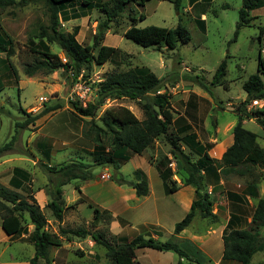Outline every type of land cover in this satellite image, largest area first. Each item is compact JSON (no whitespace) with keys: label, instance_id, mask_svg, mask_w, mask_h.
<instances>
[{"label":"rangeland","instance_id":"374dc122","mask_svg":"<svg viewBox=\"0 0 264 264\" xmlns=\"http://www.w3.org/2000/svg\"><path fill=\"white\" fill-rule=\"evenodd\" d=\"M188 1L181 0L178 11L174 9L172 0H150L142 7L128 3L123 14L114 22L109 23L108 30L100 42L101 45L117 48L120 54L111 62L100 66L91 64L88 68H83L76 77L68 69H59L49 75L36 73L32 77H27L24 74V67L31 65L37 59V55L32 53L29 48V41L36 42L39 28L47 25V16L41 2L25 6L16 5L1 12L0 36L11 40L14 54L6 59L5 55L0 53V147L14 137L12 151L0 157V184L9 187L8 181L12 176V170L21 168L30 177V182L25 184V192L33 197L37 188L45 186L50 188L53 184L52 176L44 169L45 166L57 168L62 164L75 161L92 164L90 155L92 145L84 138L82 139L81 136L83 121L89 119L76 117L72 108V103H78L74 100V84L78 80L93 82L92 93L88 96V102H94L97 99L98 84L107 75L131 67H147L157 78L162 80L163 88L160 92L166 91L170 94L173 118L180 114L185 103L197 101L196 103H199L198 108L191 109V111L196 114V119L201 120L203 124H208L206 125L207 129H211L208 130L209 133H203L195 121V129L205 139L199 140V142L205 145L208 151L213 145L219 144L221 141L219 134L224 139L225 133L215 131V124L217 122L219 125L237 122L236 108L245 99V93L241 87L242 83L248 76L256 73L259 50L261 51V58L264 59L262 39L261 41L258 40L259 27L264 24V9H257L250 13L253 20L248 26L239 30L234 41V31L242 0H211L210 2L200 0L194 5ZM202 13L203 18L200 16ZM139 15H143L144 19L137 21V28L157 26L174 29L180 24L188 31L189 42L179 45L175 50H168L163 43L144 48L125 39L123 33L130 25L128 18H138ZM198 18L204 21V31L200 30L196 22ZM104 19L102 13L97 9L87 10L76 4V6L66 10V18L59 17V24L63 32H71L77 26V41L90 46L92 36L97 32V25ZM49 49L58 56L62 63L68 62L65 53L56 45H49ZM223 60L227 64L226 74L223 78L224 83L228 86L227 89L222 86L212 87L210 85L214 72ZM184 76L202 79L205 89L190 83ZM262 80L264 83V77ZM202 95L205 98L201 97ZM40 98L44 99L42 104L39 102ZM55 104L62 107L55 112L57 114L50 117L49 115L45 116L37 121L34 127L15 132L14 123L24 119L23 113L36 114L43 106L50 107ZM141 104L142 101L127 99L107 100L96 112L95 119L108 108L123 106L129 109L139 120H142ZM260 108L264 109V103L259 102L256 106L250 103L246 106V111H260ZM250 120L245 124V129L256 134L259 137L257 142L263 146L264 139L260 137L262 131L253 119ZM178 124L179 121L175 123L174 127H171L170 131H174ZM157 142L158 146L154 143L146 151L152 156L150 159L153 158V155L156 156L157 151L156 160L158 158L160 160L165 157L164 154L169 153L170 148L163 137H160ZM208 144L210 148L207 146ZM155 146H157V151L154 149ZM185 152L189 151L185 148ZM191 158L195 160L197 156L191 154ZM171 163L173 164V167L170 168H173L171 172L176 179H179L180 171L177 169L176 161L171 159L169 164ZM134 164L135 162L125 163L117 172L110 168L109 181H113V177L119 179L120 176L130 179ZM102 167L105 166L95 165L91 167L92 181L101 180ZM218 176L221 177L222 184H219ZM206 180V192L210 198L214 203L221 201L224 205L217 206L215 223L201 219L198 214H195L185 236L189 237L192 235L191 233H195L203 241L210 243L208 247L213 253H220L222 241L216 235L209 233L208 229L212 228L217 231L221 226L219 218L223 219L225 212L236 214L239 210L244 213L240 221L238 217L229 213L227 225L236 229L249 227L250 224L247 219L251 215L255 199L247 195L248 188L253 186L257 191L258 198H264V167L246 166L235 170L224 169L220 170L219 174L216 172V174L208 175ZM73 188L74 182L71 181L62 190L65 191V195L71 197L72 192L76 194ZM26 194L23 193L24 197L27 196ZM78 204L79 201L71 203L66 209L62 218L65 224L62 227L52 218L50 211L43 208L42 213L47 219L48 230L57 233L59 228L71 230L82 228L88 232H99L103 234L104 239L111 241L107 230L110 220L109 214L105 212L99 221H92L90 217L93 214L92 210L87 206L78 207ZM173 217L178 218L179 216ZM181 217L179 221L184 216ZM26 224L29 228L28 222ZM222 224H224V220ZM227 225H225L223 232ZM259 231L264 235V227L260 228ZM0 232H2L1 229ZM128 233L126 238L124 237V241L130 239L135 232L129 230ZM16 239L18 238L12 240L16 241ZM61 240L62 248L53 247L49 250L48 259L53 261L51 264H109L102 247L96 245L88 248L89 236L78 238L66 234L61 237ZM181 242L184 243V241ZM190 246L196 250L195 247L198 244L195 246L190 244ZM179 248L183 250L181 246ZM76 252H82L83 256H78ZM144 252L147 251L144 249L137 252L139 262L148 263L152 262L153 259L155 261V257ZM33 253V246L28 243L4 244L0 240V263L10 262L12 258L19 256L32 257ZM165 253L158 252L157 254L163 255ZM169 254L174 256V264H177L179 257L173 252ZM165 256L163 259L166 264H170L171 261L167 260ZM203 258L205 259L204 264H212L206 257ZM23 260H21L22 263ZM186 261L182 264H197ZM262 262H264V256L259 252L252 256L250 263L259 264ZM37 264H45V262L39 260Z\"/></svg>","mask_w":264,"mask_h":264},{"label":"trees","instance_id":"16d2710c","mask_svg":"<svg viewBox=\"0 0 264 264\" xmlns=\"http://www.w3.org/2000/svg\"><path fill=\"white\" fill-rule=\"evenodd\" d=\"M150 0H0V13L7 8L16 5H28L41 2L47 16V25L40 27L37 41H29V48L37 55V59L24 67V74L32 77L36 73L49 75L59 69H68L74 77L78 76L83 68L91 64L103 65L113 61L120 51L117 48L101 45L109 23L117 20L124 12L128 3L142 7ZM200 0H189L192 5ZM210 2L211 0H205ZM181 0H172L176 11L180 8ZM92 10L97 9L104 16V21L97 25V32L92 36L90 46L79 43L76 39L78 27L71 32H63L60 28L59 17L66 18V10L76 6ZM264 9V0H242V6L238 11V22L234 31V41L242 27L248 26L253 18L250 13L257 9ZM204 13V12H203ZM203 13L200 15L202 16ZM143 15L138 18L129 17V27L123 33V37L133 43L147 48L161 43L168 50H175L179 45L187 44L190 36L186 28L178 25L174 29L157 26L137 28V21H142ZM66 20V19H65ZM68 20V19H67ZM200 30L204 31V21L196 20ZM264 24L259 27L258 40L264 48ZM56 45L68 58V62L62 63L58 56L52 53L49 45ZM96 50V53L94 51ZM260 50L257 60L256 73L248 76L242 83L245 93L244 101L237 106V122L232 128V144L225 150L219 160L209 157L205 145L197 141L193 133L184 136L170 131L173 126V108L171 96L163 88L162 80L157 78L147 67H131L124 71L111 73L98 84L97 99L88 102L84 106L72 103L76 117L88 118L83 121L81 136L92 144V164L80 161L62 164L57 168L45 166L44 169L51 174L53 182L49 188V201L45 205L52 218L61 222L67 209L63 199L62 188L72 180H89L90 169L93 166H105L117 172L120 165L128 160V153L140 155L150 149L153 144L163 137L169 146V154L176 161L179 169V179L183 185H190L195 189L197 198L192 202L190 210L184 218L175 224L174 234L183 231L193 218L198 214L200 218L216 222L212 213L213 200L206 192L207 176L217 170L239 169L246 166L264 167V149L257 143V136L246 130L242 122L253 119L259 125L264 135V112H247L246 106L255 100H264V59L261 58ZM0 53L9 59L14 50L10 39L0 36ZM226 61L223 60L214 72L210 85L222 86L227 89L223 78L226 74ZM190 83L205 89L203 82L197 77L184 76ZM127 99L142 101L140 105L143 119L139 120L129 109L123 106L108 108L96 118V112L107 100ZM62 107L55 104L43 108L36 114L23 113L24 119L14 123L15 132L34 127L36 122L45 116H50ZM97 120V122H96ZM14 137V136H13ZM13 137L0 147V157L13 149ZM182 144L189 152L182 149ZM210 148V145H207ZM191 154L197 156L192 159ZM168 161L164 158L155 164V168L163 182L167 195L176 191V182L172 179L173 174L168 168ZM113 181L119 185L132 187L138 197L145 196L148 192L146 181L129 182L120 176L113 177ZM30 182L29 174L21 168H14L8 182L9 187L0 184V228L10 237L26 235V242L33 246L34 256L29 264H37L43 260L45 264L53 261L48 259L49 250L61 246V237L70 236L85 238L89 236L92 242L105 250V258L109 264H137L135 261L136 249H152L159 252H173L179 259L189 262L193 260L184 250L171 242H160L149 237L137 236L129 241L115 243L113 240L104 239L99 232H88L82 228L71 230L59 228L57 233L48 230L47 219L33 197L26 194L25 184ZM248 196L255 199V205L251 214L250 225L246 229H236L229 225L221 236L222 255L219 264H251V258L256 253L264 256V235L260 228L264 227V198H258L257 191L249 186ZM24 194L27 196L24 197ZM92 209L93 218H101L105 211L89 205ZM32 226L28 232L27 223ZM80 257L82 252H76ZM178 264H181L178 262ZM264 264V262L259 263Z\"/></svg>","mask_w":264,"mask_h":264},{"label":"crops","instance_id":"0c3cea01","mask_svg":"<svg viewBox=\"0 0 264 264\" xmlns=\"http://www.w3.org/2000/svg\"><path fill=\"white\" fill-rule=\"evenodd\" d=\"M201 97L204 96L202 95ZM196 102H192V103L187 102L184 104V107L180 112V114H177V116L173 118V127L175 123L179 121L178 126L174 128V132L177 135L184 136L185 134L193 133L196 136L197 141L199 140L202 141L205 139L201 137L199 135V132L195 129L196 128L195 121H197V126H199L200 131H203V133H206L208 132V130L211 129L209 128L207 129L206 125L208 124L206 123L203 124L201 120L196 119L195 118L196 114L191 111V109L198 108L199 103ZM260 102L264 103V100H260ZM262 108H260L261 109L260 111L264 112V109ZM55 114L57 113H54L52 115ZM250 121L251 120H244L242 122L243 127L245 128V124ZM235 124L236 123L234 122H227L222 125H219V123L217 122L215 124V131H217L218 133H220V131L224 132L225 138L222 139V136L219 134L220 137L219 139L221 140L220 143L217 145H213L210 148V150L207 151L210 158L219 160L222 154L225 152V150L232 144L231 133H232V128L234 127ZM260 137L264 139L263 131ZM257 138L259 137L257 136ZM155 143L158 146V142L156 141ZM157 146H155L154 148L155 151H157ZM259 146L264 149V145L261 146L259 144ZM185 148L186 150H188L187 147H185L182 144V149H184V151ZM147 150H145L140 155L128 153L127 155L128 160L122 163L118 170L120 171V169L125 163L135 162L134 170L131 173V178L130 179L123 178V179L129 182L146 181L148 192L145 196L138 197L135 194V191L132 187L128 185H119L111 180L92 181L91 178L89 180H84V181L72 180V182H74L73 190L76 191V194L72 192L71 197H68L67 195H65V191L62 190L63 199H65L64 200L65 207L68 208L71 203H77L79 201L78 207L87 206L89 208V205H91L95 208H98L101 212L103 211L107 212L110 217L107 226L108 236L109 238H111V241L113 240L115 243L123 242L125 240L124 237L126 238V235L129 234L128 233L129 230H131L135 233H133V235H131L132 237L131 238L129 237L130 239H127L126 241H129L137 236H142L146 238L149 237L160 242H171L176 244L178 247L181 246L183 250L193 260L198 262V264L205 263V259L203 257H206V259L209 260L212 264H219L221 261L222 249L220 253H213V251L208 247L210 243L203 241L195 233H191L192 235H190L189 237L185 236V233L188 231V228L192 224L193 220L191 221L189 226H187L179 234H174L175 224L179 222L180 220L179 218H182L181 216H185L188 213L192 202L197 198V193L195 192V189L192 186L183 185L181 181L179 179H176L175 175H173L172 179L176 182L177 189L172 194L167 195L164 190L163 182L155 168V164L159 161V158L158 160H156L158 151L156 156L153 155V158L150 159V157L152 156L146 152ZM164 156L165 157H162L161 159L165 158L167 161H169L167 166L170 169L171 167H173L172 163L169 164L172 157L170 156L169 153L164 154ZM102 168H103L102 173H104L105 171L108 172L111 171L110 168L108 167H102ZM216 172L217 174H219L220 170H217ZM218 179L220 180L219 184H222L223 181L220 176H218ZM33 198L35 199L41 210L45 208V205L49 201V187L45 186L43 188H37L35 190V194L33 195ZM219 205L223 206L224 204L221 201L219 203H214L212 210V213L214 215L217 213L218 210L217 206ZM229 213L233 214L232 212H225L224 213L225 216H223V219L219 218V221L221 222V226L219 227V229H217V231L212 228H209L208 232L216 235L221 239L225 225H227V223L229 222L228 220L230 216ZM243 214L244 213L239 210L238 212H236V214L234 213L233 215L238 217L240 221ZM250 214H252V212ZM176 215L179 217L174 218L173 216ZM90 217L92 218V221L97 222L100 220V217L94 219L93 214ZM250 219H251V215L247 219L248 223H250ZM221 220L222 221L224 220V224H222ZM56 223L62 227L65 224V221H61L60 223L56 221ZM31 227H32L31 225L29 228L27 227L28 232L32 231ZM3 233H4L3 231L0 232V238H1L0 240L4 242V244L14 243V242H19L22 244L27 243L25 240L26 235L10 237L7 236L5 233L3 235ZM15 238L18 239H16V241L12 240ZM166 238H170V239H166ZM181 241H184V243H182ZM62 244L63 243L61 242L60 248H62ZM190 244H192L193 246L198 244V246L195 247L196 250L193 249L190 246ZM87 245L88 248H92L96 246L94 243H92L91 238L90 240H88ZM139 250H144V249L135 250V261L137 264H166V261L163 259L164 255H166L165 258L167 260L171 261L170 264H174L175 262L174 256H172V254H169L171 252H166L165 254L160 255L157 254L159 251L157 252L152 249H145L147 252L144 253H148L151 257H155V261L153 259L152 262L141 263L137 259V252ZM87 253L91 254L92 251L91 253L90 252ZM87 253H85V255H87ZM32 257L19 256L14 259L12 258L10 262L8 261L7 263H0V264H29V261ZM21 260H23L24 262L22 263ZM185 261H186L185 259H179L178 262L182 264V262Z\"/></svg>","mask_w":264,"mask_h":264},{"label":"built area","instance_id":"2783aa9c","mask_svg":"<svg viewBox=\"0 0 264 264\" xmlns=\"http://www.w3.org/2000/svg\"><path fill=\"white\" fill-rule=\"evenodd\" d=\"M93 82H86V81H76L73 87V93H74V100L78 102L80 105L84 106L86 103H88V96L92 93V86ZM44 101L43 98L39 99V102L42 104ZM260 100L252 101V105H258ZM101 180H109L110 175L108 171H105L100 176Z\"/></svg>","mask_w":264,"mask_h":264},{"label":"water","instance_id":"95a60500","mask_svg":"<svg viewBox=\"0 0 264 264\" xmlns=\"http://www.w3.org/2000/svg\"><path fill=\"white\" fill-rule=\"evenodd\" d=\"M0 107H1V104H0Z\"/></svg>","mask_w":264,"mask_h":264}]
</instances>
